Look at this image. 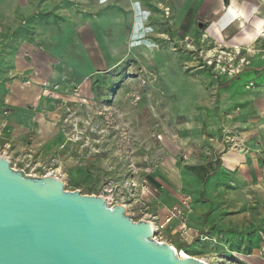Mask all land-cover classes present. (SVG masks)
<instances>
[{"label": "rangeland", "instance_id": "rangeland-1", "mask_svg": "<svg viewBox=\"0 0 264 264\" xmlns=\"http://www.w3.org/2000/svg\"><path fill=\"white\" fill-rule=\"evenodd\" d=\"M107 2L0 0V156L122 205L206 264H258L264 87L244 77L254 46L237 54L216 39L217 0ZM237 153L247 160L234 165Z\"/></svg>", "mask_w": 264, "mask_h": 264}, {"label": "water", "instance_id": "water-1", "mask_svg": "<svg viewBox=\"0 0 264 264\" xmlns=\"http://www.w3.org/2000/svg\"><path fill=\"white\" fill-rule=\"evenodd\" d=\"M152 233L122 205L65 191L50 174L25 175L0 156V264H206Z\"/></svg>", "mask_w": 264, "mask_h": 264}, {"label": "crops", "instance_id": "crops-1", "mask_svg": "<svg viewBox=\"0 0 264 264\" xmlns=\"http://www.w3.org/2000/svg\"><path fill=\"white\" fill-rule=\"evenodd\" d=\"M107 1L112 2L113 0H97V2L101 4L105 2L108 3ZM114 1H119V3L123 2L124 7L126 8L130 5L128 0ZM232 5H234L237 10H235ZM224 11L226 14H224ZM211 13H216V16H213L216 20L213 19L210 23V29L216 39L221 40V38H224V42L229 43L230 45L237 44L241 46L246 44L247 46L251 45V48L254 46L250 57V65L248 66L250 69L246 70L244 77L248 80L247 87L253 85V83L256 85L255 88L264 87V48H255L256 44H264V0H258V3L255 5L252 3L251 7L243 6L238 0H227V3H222L220 0H217L214 9H212L209 14L212 16ZM133 18L134 17L131 15L130 19L132 21L130 20V24H132ZM259 31H261L260 34ZM255 42L257 43L255 44ZM36 55L38 57L37 60H39L38 62L43 63L42 66L48 68L45 64V62H48L46 55L41 54V52ZM96 61L100 63V68L102 64L100 58ZM40 67L41 66H39V68ZM48 70L46 72L44 71V73L47 74ZM37 75L35 76L42 79V81L47 77L44 75L43 78H41L39 74ZM262 104L264 105V101ZM246 139L249 138L246 137ZM246 157L247 156L244 154L237 153L230 157L231 163L234 165L241 164L247 160ZM254 261L255 263L262 264V261L259 258Z\"/></svg>", "mask_w": 264, "mask_h": 264}, {"label": "built area", "instance_id": "built-area-1", "mask_svg": "<svg viewBox=\"0 0 264 264\" xmlns=\"http://www.w3.org/2000/svg\"><path fill=\"white\" fill-rule=\"evenodd\" d=\"M236 46H239V45H234L232 47H236ZM234 51H235V48H234ZM239 51L240 50H238L237 52L235 51V53L239 54ZM259 236L261 239H260V243L258 246V257L264 263V225L262 226L261 230H259Z\"/></svg>", "mask_w": 264, "mask_h": 264}, {"label": "bare ground", "instance_id": "bare-ground-1", "mask_svg": "<svg viewBox=\"0 0 264 264\" xmlns=\"http://www.w3.org/2000/svg\"><path fill=\"white\" fill-rule=\"evenodd\" d=\"M233 4V3H232ZM233 6V8L235 9V10H237V8L234 6V5H232ZM261 33V31H259V34ZM234 48H235V51L237 52L240 48H239V46H236V47H232V49L234 50ZM47 174H50V175H52L53 174V172H48ZM151 225H152V231L154 232V231H156V225H155V223H153V222H151ZM152 236H154V233H152ZM159 242H161V241H159ZM176 252L178 253V255L180 256V257H183V258H186V257H188V256H190L188 253H186L185 251H183V250H181L180 252L176 249ZM194 257V256H193ZM198 259H200V258H198ZM201 260V259H200ZM203 261V260H202ZM204 262V261H203Z\"/></svg>", "mask_w": 264, "mask_h": 264}]
</instances>
